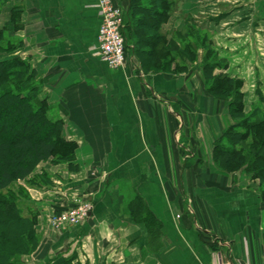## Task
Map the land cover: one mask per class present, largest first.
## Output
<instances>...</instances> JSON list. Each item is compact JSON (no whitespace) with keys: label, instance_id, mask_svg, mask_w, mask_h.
Listing matches in <instances>:
<instances>
[{"label":"crops","instance_id":"crops-1","mask_svg":"<svg viewBox=\"0 0 264 264\" xmlns=\"http://www.w3.org/2000/svg\"><path fill=\"white\" fill-rule=\"evenodd\" d=\"M98 1L0 8V28L21 42L15 55L29 59L76 145L71 167L48 161L35 171L51 185L28 190L40 240L24 264H264V206L247 176L212 160L231 123L227 107L206 91L203 49L182 61V35L186 43L197 33L227 66L214 74L242 81L245 107L251 85L264 99V0H174L155 32L130 24V0H111L124 15L127 59L116 71L97 55ZM13 7L17 31L8 24ZM76 199L92 206L86 222L50 229V216Z\"/></svg>","mask_w":264,"mask_h":264},{"label":"trees","instance_id":"trees-1","mask_svg":"<svg viewBox=\"0 0 264 264\" xmlns=\"http://www.w3.org/2000/svg\"><path fill=\"white\" fill-rule=\"evenodd\" d=\"M7 1L0 0V8ZM173 4L172 0H130V24L155 32ZM137 12L143 16L138 20L134 17ZM19 16L20 9L13 7L8 23L13 31L19 29ZM195 36L197 40L184 43L186 37L182 35V61H197L195 50L203 49L200 68L206 91L226 105L231 121L213 143V164L227 174L242 173L251 182H257V199L264 206V111L260 107L264 99L259 97L260 104L247 114L242 81L214 74L227 66L217 59L204 39L200 40L197 33ZM20 48L21 42L1 27L0 264H24L25 258L36 251L40 240L36 232L38 214L28 190L50 186L51 182L46 172L36 175L35 171L48 161L71 167L76 150V145L63 137V120L55 114L60 110L43 95V85L29 59L15 55ZM185 70L182 65V72ZM135 204L142 206L139 202ZM72 260L63 259L61 264H71Z\"/></svg>","mask_w":264,"mask_h":264},{"label":"built area","instance_id":"built-area-1","mask_svg":"<svg viewBox=\"0 0 264 264\" xmlns=\"http://www.w3.org/2000/svg\"><path fill=\"white\" fill-rule=\"evenodd\" d=\"M98 9L101 23L97 34V55L108 69L120 70L125 66L127 59L122 34L124 26L123 10L111 0H99ZM91 211L92 206L89 202H76L71 208L50 216L48 226L53 230L77 227L87 220ZM218 264L228 263L220 261Z\"/></svg>","mask_w":264,"mask_h":264},{"label":"rangeland","instance_id":"rangeland-1","mask_svg":"<svg viewBox=\"0 0 264 264\" xmlns=\"http://www.w3.org/2000/svg\"><path fill=\"white\" fill-rule=\"evenodd\" d=\"M173 2H174V0H172ZM229 1V0H228ZM233 1H235V0H233ZM253 1V0H252ZM251 1V2H252ZM241 3V2H240ZM234 6H237L238 5V3H236L235 2V4H233ZM252 6L254 5L253 4V2H252V4H251ZM216 7H214V8H212V9H210L211 11L210 12H207V13H209V14H215L216 13ZM199 15V14H198ZM198 15H195L194 17H196L197 16V18H200V15L198 16ZM1 19H2V17H0ZM197 18H195L196 20H199V19H197ZM193 19V18H192ZM192 19H190V20H192ZM262 28H263V26H262ZM263 30V29H262ZM264 31V30H263ZM262 31V33H263V37H264V32ZM262 39V38H261ZM258 42V41H257ZM262 44H264V43H262ZM255 55H256V53H254ZM185 78H187L186 76H184V79ZM43 85V84H42ZM254 89H255V87L253 86V85H251L250 86V90L249 89H245V90H247V91H249V93H250V95L246 98V100H245V102H246V107H245V110H246V113L247 114H249L250 112H251V109H252V107H256V106H258L260 103H259V101H258V99L254 96V94H253V92H254ZM258 101V102H257ZM221 105V104H220ZM226 106V105H225ZM56 107V106H55ZM262 109H263V111H264V103L260 106ZM217 108H218V110H219V107L217 106ZM58 108L56 107V110H57ZM58 112V111H57ZM57 112H55V114H58V116L59 117H61V115L59 114V113H57ZM244 178H246V175H244L243 176ZM247 179L250 181V179L247 177ZM251 182V181H250ZM257 182H251V184H252V187H254V189L255 190H252V192L254 191L255 193H256V196L259 194V190H257L256 189V187H257V184H256ZM79 201H82V200H79V199H76V200H74V202H73V205H75V203L76 202H79ZM84 201V200H83ZM72 205V206H73ZM71 208V207H70ZM91 213V212H90ZM90 215V214H89ZM88 219V218H87ZM86 222V221H85ZM84 222V223H85ZM84 223H82L81 225H79V226H77V227H80V226H82ZM65 228H69V227H65ZM72 228H74V227H72ZM64 229V228H63ZM53 230V229H52ZM60 230V229H59Z\"/></svg>","mask_w":264,"mask_h":264}]
</instances>
